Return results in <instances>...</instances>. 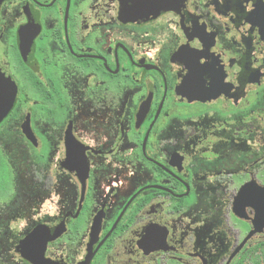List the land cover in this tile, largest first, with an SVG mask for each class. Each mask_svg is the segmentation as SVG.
Here are the masks:
<instances>
[{"label": "flooded vegetation", "instance_id": "af4514ba", "mask_svg": "<svg viewBox=\"0 0 264 264\" xmlns=\"http://www.w3.org/2000/svg\"><path fill=\"white\" fill-rule=\"evenodd\" d=\"M5 73L0 264H264V0H0Z\"/></svg>", "mask_w": 264, "mask_h": 264}, {"label": "water", "instance_id": "95a60500", "mask_svg": "<svg viewBox=\"0 0 264 264\" xmlns=\"http://www.w3.org/2000/svg\"><path fill=\"white\" fill-rule=\"evenodd\" d=\"M0 78L1 79L5 78L4 82L1 81V84L4 85V88L6 89L5 90L6 94L9 93L7 88L9 87V85H11V82H9L8 80H11V78L6 73L4 76L0 75ZM6 94L4 97V101L0 100V120L5 116L13 101L14 93L13 94L9 93V95ZM36 264H46V263L43 261H37Z\"/></svg>", "mask_w": 264, "mask_h": 264}]
</instances>
